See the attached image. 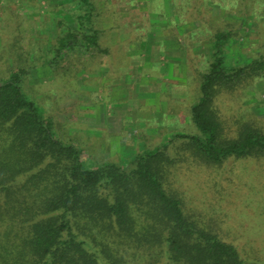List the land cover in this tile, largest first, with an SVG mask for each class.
I'll list each match as a JSON object with an SVG mask.
<instances>
[{
  "label": "trees",
  "instance_id": "trees-1",
  "mask_svg": "<svg viewBox=\"0 0 264 264\" xmlns=\"http://www.w3.org/2000/svg\"><path fill=\"white\" fill-rule=\"evenodd\" d=\"M194 1L203 2L188 6ZM69 4L64 19L55 21L59 34L47 46V62L103 51L92 0ZM213 4L240 22L222 20L209 37L211 57L199 72V96L189 108L197 133L174 132L123 163L111 158L85 165L80 147L58 139L42 109L24 94L20 81L32 61L9 58L14 44L7 52L2 47L1 70L7 68L8 75L0 76V264H264L260 247L243 250L241 239L222 238L219 208L187 206L169 179L181 162L219 169L231 160L241 163L240 173L248 166L264 171V130L244 118L235 134H225L214 103L220 91L264 74L258 52L248 53L251 59L241 65L224 64L219 53L221 42L225 50L231 37H239L238 24L254 22L248 37L255 34L256 43L248 48L260 46L258 12L252 14L250 0ZM182 6L180 0L178 10ZM259 177L264 186V173Z\"/></svg>",
  "mask_w": 264,
  "mask_h": 264
},
{
  "label": "rangeland",
  "instance_id": "rangeland-1",
  "mask_svg": "<svg viewBox=\"0 0 264 264\" xmlns=\"http://www.w3.org/2000/svg\"><path fill=\"white\" fill-rule=\"evenodd\" d=\"M179 1L92 0V20L98 29L99 47L106 52L93 50L90 55L82 54L79 61L78 55H71L67 57L71 63L60 64L47 62L52 56L51 52L47 54V46L56 41L60 27L54 26L55 21L64 19L71 0H0V76L8 75L7 68L1 70L5 61L1 49L7 52V47L14 44L9 58L17 60L19 55L22 60L28 59V63L32 61L20 81L24 94L42 109L58 139L80 147L87 166L111 158L123 163L136 152L147 149V144L155 147L174 132L197 133L189 118L190 105L199 96L198 86L192 80L198 81L199 72L211 57L213 44L209 37L226 19L218 17L224 10L213 4L215 0L194 1L190 6L188 3L193 0H183L184 6L178 10ZM250 3L254 8L252 14L258 12L260 46L248 48L250 43H256L255 34L248 37L249 29L256 28L254 22L237 26L243 46L239 48L235 41L238 38L231 37L224 50L221 42L219 53L226 65L249 61L248 53L253 57L259 53L264 60V0H250ZM140 11L146 13L143 19ZM136 26L138 29L133 32ZM143 31L146 32L138 42L144 46L129 55L128 61L122 60V51L128 50L125 44H130L128 38L132 42L130 46L136 45V34ZM114 37L123 40L117 51L110 44ZM150 41L158 42L150 48L153 53L147 47ZM193 43H197L194 56ZM178 49L182 54L174 55L172 52ZM113 55L118 58L113 63L116 69L108 73L101 66H109V56ZM9 58L7 65L11 64ZM83 67L95 72L84 77ZM162 77H177L184 82L177 88L163 82ZM247 83L224 89L214 99L225 134H235V128L244 118L264 130V74ZM161 96L170 104L166 113H172L171 117L166 114L163 123L164 112L157 108H162L165 101ZM178 96L180 103L176 101ZM151 105L157 114L153 112L154 118L148 119L143 111ZM120 106L122 110L116 111ZM96 122L102 127L91 129L87 125ZM240 164L228 160L217 169L212 164L199 167L181 162L172 169L169 179L187 206L215 205L221 210L222 238L241 239L237 245L243 250L249 245L257 246L258 250L260 247L264 257V186L257 180L264 171L248 166L246 173H240ZM222 170L224 173L218 175ZM223 213H227L226 217Z\"/></svg>",
  "mask_w": 264,
  "mask_h": 264
},
{
  "label": "crops",
  "instance_id": "crops-1",
  "mask_svg": "<svg viewBox=\"0 0 264 264\" xmlns=\"http://www.w3.org/2000/svg\"><path fill=\"white\" fill-rule=\"evenodd\" d=\"M221 12V11H220ZM139 14H140V17L143 19L144 18V16L146 15V13L145 12H143L142 13V11H140L139 12ZM223 17V18H225L226 20H231V21H237V22H240V18L238 17V16H232V15H230V14H227V15H224V12L222 13H218V17ZM219 17V18H220ZM55 26V25H54ZM147 27L148 28H150V25H148L147 24ZM238 28H239V24H238ZM138 29V27L136 26L135 28H133V32H135L136 30ZM154 31V30H153ZM146 31H143V32H139L138 34H136V35H138V37H136V39H137V43H136V45H133V46H130V44L132 43L131 41H129V38H128V43L130 42V44H125V46L127 47V49L128 50H126V48L124 49V51H122V53H123V56H122V60H125V61H128V57H130L129 55H131V54H134V51H139V49H141L142 47L141 46H144V45H141V44H139V40H141V36L145 33ZM155 32V31H154ZM155 37L157 36V35H154ZM128 37H129V35H128ZM242 38V37H241ZM241 38H239L238 37V39L237 40H235L236 41V43L237 44H240V45H238L239 46V48H242V46L243 45H241L242 43H240V42H242V39ZM155 40H156V38H155ZM121 41H123V40H117V38H113V39H111L110 40V44H112L114 47H115V49H116V51H117V48L121 45ZM97 43H98V39H97ZM149 44H147V47H148V50H149V52L150 53H153V51L150 49V48H152V47H154L158 42H153V41H150V42H148ZM119 44V45H118ZM98 45H99V43H98ZM196 45H197V43L195 44V43H193V46H191V51L193 52L192 54H193V56H194V52L196 51ZM135 46V47H134ZM132 47V48H131ZM180 48H181V46H180ZM97 49H99V48H96V51H98ZM132 50V51H131ZM241 50V49H240ZM103 51L104 52H106V50H104L103 49ZM99 52V51H98ZM128 52V53H127ZM116 53V52H115ZM174 55H179V54H182V51L180 50V49H178V51H173L172 52ZM241 53V52H240ZM190 55V54H189ZM142 56V55H141ZM144 56V55H143ZM79 57L81 58V54H78V56H77V58H78V61H79ZM83 57V56H82ZM113 57H115L114 55L113 56H109V66H101V68L102 69H104L105 71H108V73L109 72H111V71H114L115 69H116V67L114 66L113 67V63L115 64V63H117L116 61H117V57L116 58H113ZM148 59H150L151 60V58H150V56H148L147 57ZM95 59V58H94ZM113 59H115V61L113 60ZM81 61H84V60H81ZM84 63V62H83ZM95 65V64H94ZM93 66V65H92ZM92 66H91V68H92ZM95 66H97V65H95ZM84 69H85V67H83ZM90 69H85L84 70V77H86V75L89 73V74H91V72H95V70H93V71H89ZM158 76H161V73H158ZM195 78V77H194ZM187 80V79H186ZM162 81L163 82H169V83H171L174 87H177V88H180L181 87V84L184 82V81H182V79H177V77H174V78H164V77H162ZM187 81H191V80H187ZM193 82V84H194V86H198V81H196V79H193L192 80ZM183 87V86H182ZM161 99H164L165 101L162 103V108H160L159 106H157V108L159 109V110H161L162 112H164V115L163 116H161V118H162V123H163V121H164V119H165V117H166V114H167V116H169V117H171V115H172V113L170 114V113H166V111H168V109H167V107H168V105H170L168 102H167V100L165 99V97L163 96H161L160 97ZM120 101H122V97H121V99H120ZM176 101L177 102H179L180 101V96H178L177 98H176ZM180 103V102H179ZM151 108H149L148 110H144L143 112H144V117L145 118H150V119H153L154 118V116H153V112L155 113V114H157L156 112V110H155V108H154V105H151L150 106ZM171 107H173L174 108V106L173 105H171ZM172 108V109H173ZM120 110H122V108H121V106L120 107H117L116 108V111H120ZM128 110H130V107L128 106ZM142 112V111H141ZM132 116H134V113H133V115ZM140 116H141V113H140ZM158 118V120H159V117H157ZM161 121V120H160ZM90 123V122H89ZM88 125V127L89 128H101L102 126H99L98 125V123L96 122V123H93V124H87ZM155 125V127H158L157 126V124H154ZM142 126H143V124H142ZM162 126V125H161ZM90 129V130H91ZM157 131H154L153 133H156ZM86 133H89V131L87 130L86 131Z\"/></svg>",
  "mask_w": 264,
  "mask_h": 264
}]
</instances>
